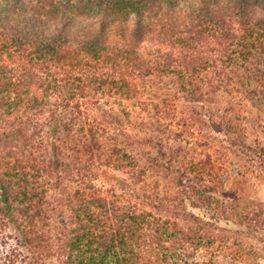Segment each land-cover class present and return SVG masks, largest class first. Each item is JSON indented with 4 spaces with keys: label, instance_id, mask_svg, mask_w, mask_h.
<instances>
[{
    "label": "trees",
    "instance_id": "16d2710c",
    "mask_svg": "<svg viewBox=\"0 0 264 264\" xmlns=\"http://www.w3.org/2000/svg\"><path fill=\"white\" fill-rule=\"evenodd\" d=\"M28 1L47 34L30 39L19 31L16 40L0 33V59L16 63L0 67V125L6 127L0 132V264H26L8 246L10 227L37 260L52 256L61 264L243 259L248 250L237 236L230 243L228 232L239 231L223 226L218 199L192 186L214 176L212 164L188 160L177 167L178 160L122 146L142 141L125 119L147 79L172 82L188 102H206L235 76L264 80V0ZM27 132L61 141L54 151L63 148L65 159L74 154L73 168L64 163L65 182L54 184L40 168L6 158L2 146ZM102 165L142 179L163 168L177 186L186 180L191 224L171 219L161 201L150 206L149 199L101 194L95 170ZM198 207L203 214L194 212Z\"/></svg>",
    "mask_w": 264,
    "mask_h": 264
},
{
    "label": "rangeland",
    "instance_id": "374dc122",
    "mask_svg": "<svg viewBox=\"0 0 264 264\" xmlns=\"http://www.w3.org/2000/svg\"><path fill=\"white\" fill-rule=\"evenodd\" d=\"M33 5L28 0H0V33H10L16 40L21 38L15 36L19 31L30 39L46 35L45 23H38L33 15ZM260 14L264 16V10ZM1 66L11 70L16 63L3 57ZM141 83L140 102L131 108L125 123L128 132L142 141L122 147L141 155L152 153L165 160H178L174 163L177 167L188 160L212 164L214 176L207 178L205 184L193 182L192 186L196 190L205 188L219 200L216 204L220 207L223 226L239 231L236 235L228 232L230 243L233 245L237 236L244 242L243 249L248 250L243 259L229 255L220 257V262L264 264V80L259 83L251 79L250 83L235 76L233 83L225 84L206 102L186 101L172 82L152 78ZM99 112L95 109L94 114L107 120ZM3 130L6 127L0 125V132ZM54 142L62 145L46 132L42 135L27 132L26 138L2 148L7 159L26 161L29 168H40L45 179L56 184L65 182L68 172L64 163L70 161L73 168L76 159L74 154L65 159L62 147V153L54 151ZM95 176L97 185L103 188L101 194L112 198V193L143 204L149 199L150 206L161 201L163 212L174 215L171 219L184 226L185 222L191 224L185 213V208L190 209L189 202L185 204L187 196L182 195V191H188L189 183L185 180L184 186H177L174 176L166 169L153 167L142 179L102 165L96 168ZM194 212L203 214V209L198 207ZM6 233L8 246L20 250L27 258L26 264H61L52 256L37 260L18 240L14 228H8Z\"/></svg>",
    "mask_w": 264,
    "mask_h": 264
}]
</instances>
